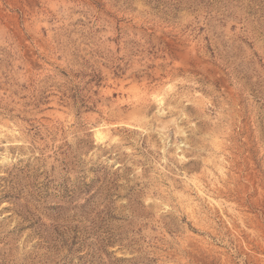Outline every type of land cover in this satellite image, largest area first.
<instances>
[{
	"label": "rangeland",
	"instance_id": "374dc122",
	"mask_svg": "<svg viewBox=\"0 0 264 264\" xmlns=\"http://www.w3.org/2000/svg\"><path fill=\"white\" fill-rule=\"evenodd\" d=\"M0 264H264V0H0Z\"/></svg>",
	"mask_w": 264,
	"mask_h": 264
},
{
	"label": "bare ground",
	"instance_id": "6f19581e",
	"mask_svg": "<svg viewBox=\"0 0 264 264\" xmlns=\"http://www.w3.org/2000/svg\"><path fill=\"white\" fill-rule=\"evenodd\" d=\"M142 112V111H141Z\"/></svg>",
	"mask_w": 264,
	"mask_h": 264
}]
</instances>
